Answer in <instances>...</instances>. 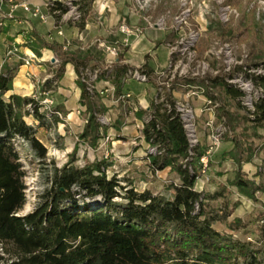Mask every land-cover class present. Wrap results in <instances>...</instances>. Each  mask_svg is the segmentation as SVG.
Listing matches in <instances>:
<instances>
[{"label":"rangeland","instance_id":"rangeland-1","mask_svg":"<svg viewBox=\"0 0 264 264\" xmlns=\"http://www.w3.org/2000/svg\"><path fill=\"white\" fill-rule=\"evenodd\" d=\"M48 1L61 3L65 12L61 14L56 11L52 15L58 27L54 32H62L61 36L56 33V37L61 39L60 42L52 39L47 41L42 36L46 42L58 43L63 52H82L92 60L88 65L97 69L109 68L114 58L127 55L128 49L124 46H113L117 55L113 59L102 58L103 53L106 58L108 54L101 45H107V36L112 35L114 30H110L107 36L97 34L89 39L79 38L82 19L78 11V0ZM108 1L111 11L117 9L118 15H121L115 27L120 24L129 25L138 29L136 33L141 35L144 26H151L159 32L160 38L165 34L163 43L153 42L150 53L143 55L135 50L133 55L149 58L162 45L160 59L163 61L164 55L168 54L166 68L153 74L149 82H128H151L155 91L153 98L169 96L172 101L182 104L185 112L188 111L190 140L196 146H202L203 155L210 151L205 163L199 160L200 176L194 188L204 195L220 193L221 197L218 199L207 201L208 208L215 210L225 205L231 213L226 224L216 222L213 227L217 231L232 235L234 239L248 242L258 240L259 227L264 225V127L254 126L240 102L228 96L221 84L214 83L213 79L218 77L224 80L227 74L249 76L255 70L264 72V0ZM94 2L89 13L87 12L85 23L88 21L97 25L100 30V22L108 18V13L98 19L92 7ZM75 11L80 18L72 21ZM123 12L124 15L121 14ZM4 20L6 19H0V62L3 61L0 69L3 64L23 63L21 59L25 58V55L16 50L18 48L9 45L13 38L7 37L3 40ZM72 28L73 33H77L76 38L72 37ZM229 30L231 33H228ZM46 51L48 50H41L37 57L32 53L37 60L43 59L44 63L39 64L31 58V64L34 61L35 66L41 65L43 71L36 76L27 77L32 85L29 88L30 94H13L34 100L40 106L39 112L46 115L45 126L42 129L37 128L36 135L47 151L43 164L33 158L26 144H16L25 173V205L18 214L26 215L35 208L39 194L46 188L47 175L54 167L66 164L74 149L76 166L103 161L109 165L106 169L108 177L116 176L127 180L140 192L148 190L157 194L165 186L178 183L177 175L171 173L169 168L156 173L148 168V156L158 152L156 147H151L144 141L142 133L143 120L149 117L150 110L138 105L132 94L123 98L121 93L105 92L106 87L99 86L98 79L92 84V90L87 91L91 95L90 102L99 111L95 114L100 126L99 139L95 148L81 143L79 135L89 117L86 106L78 100V119L69 115L71 112L67 109L73 105V96L66 92L69 89L63 85L65 80L74 76L66 73L65 68L62 78L58 79L59 58L50 51L44 57L42 52ZM9 57L11 61H8ZM131 67L141 69V65L135 64ZM76 80L77 77L75 82ZM231 86L235 88L236 85ZM13 87L14 81L12 89ZM75 87L79 90L76 83ZM173 91H177L178 95H173ZM62 93H65L64 96ZM142 105L145 106V103L142 102ZM27 110L29 106L23 109ZM23 119L27 125L37 126L31 116ZM219 130L224 135L219 145L213 146L212 135ZM234 138L238 145L235 151L241 161L239 164L225 155L232 149L231 140ZM236 172H240L243 179L252 184L250 196H245L231 185L230 181L235 178ZM228 225L233 230H229ZM238 225L239 228L236 229ZM0 255L5 259L8 257L4 255L1 246Z\"/></svg>","mask_w":264,"mask_h":264},{"label":"trees","instance_id":"trees-1","mask_svg":"<svg viewBox=\"0 0 264 264\" xmlns=\"http://www.w3.org/2000/svg\"><path fill=\"white\" fill-rule=\"evenodd\" d=\"M93 2L78 0L80 30ZM53 3V11L65 12L61 3ZM22 46L36 57L43 49L56 55L58 79L67 64L73 66L79 102L89 114L79 141L95 148L100 127L95 114L99 111L81 81L86 69H97L88 65L92 60L79 51L63 52L58 43L46 42L37 32L28 34ZM21 64H3L0 69V246L8 256L0 255V264H264V225L254 242L234 239L213 227L216 222L226 224L231 213L225 205L208 208L207 201L218 199L220 193L204 195L195 190L204 149L190 145L175 102L164 95L153 100L142 133L144 141L158 149L147 158L150 171L169 168L178 183L165 186L157 194L140 192L127 180L108 177L109 165L103 161L76 166L74 149L66 164L54 167L47 175L46 188L35 208L20 216L25 205V173L16 144H26L42 164L47 154L36 136L37 128H44L46 121L40 106L30 98L6 96ZM98 70V80L110 81L117 88L125 85L134 71L131 67L120 72ZM138 71L150 81L146 72ZM213 82L220 83L226 94L239 102L242 93L238 89L218 77ZM254 82L264 90V77H256ZM27 106L29 110L23 111ZM242 109L254 126L264 127V94L253 102V111ZM26 116H31L37 126L27 125ZM231 143L233 147L225 155L239 164L236 138ZM230 182L240 193L251 195L252 184L240 172ZM228 229L233 230L231 225Z\"/></svg>","mask_w":264,"mask_h":264},{"label":"crops","instance_id":"crops-1","mask_svg":"<svg viewBox=\"0 0 264 264\" xmlns=\"http://www.w3.org/2000/svg\"><path fill=\"white\" fill-rule=\"evenodd\" d=\"M14 1L16 3H21L22 1L25 0H14ZM47 1L48 0H30V4L32 5V7H39L41 13H43L44 15L48 14L46 23H43L38 18H33L31 15L24 13L21 9L16 10L13 19H6L3 21L4 24L3 27L5 30V34H3V40L7 37L13 38L9 45L10 46L13 45V47L18 48L16 50H18L20 54L25 55V58L29 60H31V58H34L35 60L37 59L34 57L32 52L28 48L23 47L22 45L26 40V36L31 32L39 33L47 41L49 39L50 40L52 39L60 42L61 40L60 38L56 37L57 31L54 32L58 27L54 22L53 16L44 7ZM92 7L94 8L96 14L98 15V19L99 17L101 18V16H104L106 13H108V18H104V21L100 22V24L102 25V28L100 30H98L97 25H94L86 21L84 28L78 34L79 38L89 39L91 37L96 36L97 34L100 35L104 34L105 36H107V34L110 33V30H114L112 31L113 33L112 35L107 36V40H108L107 45L118 46V47L124 46V48L128 49L126 52L127 55H123L122 57L117 59H115L111 55H107L106 58V54L103 53L102 58L104 60L114 58V60L110 62L112 66L104 69L113 68L115 72L118 71L120 72V70L123 67H131L132 65L135 64L141 65V69L149 75L150 79H152L151 77L153 76V74H156L158 71H161L166 68L168 62V54L166 53L164 55L163 61L162 59H160L161 57L160 48L162 47V45H160V48H157L155 52L149 55V58H144V56L133 55V52H135V50H138L140 54L143 55L150 53L152 51V46L154 45L153 43L154 41L156 43H163L165 38L164 33L161 35L160 38L159 32H157L155 28L152 29L151 26L149 27L144 26L143 27L144 32L140 33L141 35H137L136 32L138 31V29H133L129 25L120 24L119 26L115 27L117 21H119L118 18L121 15H118L119 11L117 9L111 11L110 2L108 0H96L92 5ZM4 9L7 10V7H5ZM121 14L124 15V12ZM120 27H126L131 33L128 35L122 33L120 31ZM73 29L74 28H72L71 30L72 37L76 38L77 33L74 34ZM48 53L50 52L48 51H46V53L42 52L44 57L45 54ZM8 61H11V57L8 58ZM2 62L3 61L0 62V65ZM37 62L39 64L44 63L43 59H40V61L37 60ZM33 63L34 61L32 62V64L30 63L29 65H24L23 63L21 64L16 79H14V87L11 91H9L6 94V96L13 94L16 95L21 94L22 96H28V94H30L31 91L29 88H32V85L30 84L29 78L27 77L36 76L43 71L41 65L35 66ZM65 68H66L65 69L66 73H69L70 76L73 74L74 76L73 78L70 77L68 80H65L63 85L65 88L69 89V91L66 92L72 94L73 96V100H72L73 105H70V108L68 106L67 110L71 112L69 114L70 116L73 115L75 119H78V115H79L78 100L80 97V91L75 87L76 75L72 65L68 64ZM99 86H105L106 87V89H104L105 92L112 91L113 93L114 92L121 93V97L123 98L126 97L127 95L129 96L132 94L133 96H135L136 100L138 101V105H140L142 108H147L148 110H150L153 100L155 99L153 98V96L155 95V91L151 82L149 84H140V83L134 84L130 81V82H126L125 85L120 86V88H117L112 82L101 79L99 82ZM23 90H26L28 93H26V91L24 92ZM129 90H132L133 92ZM64 94L65 93H62V96H64ZM172 94L178 95V92L173 91ZM142 102L145 103V106L142 105Z\"/></svg>","mask_w":264,"mask_h":264},{"label":"built area","instance_id":"built-area-1","mask_svg":"<svg viewBox=\"0 0 264 264\" xmlns=\"http://www.w3.org/2000/svg\"><path fill=\"white\" fill-rule=\"evenodd\" d=\"M52 3L53 2L47 1L45 3L44 7L51 15H55L56 11H52ZM5 7H7V10L4 9ZM18 9H21L24 13H27V14L31 15L33 18H38L43 23H46L48 14L44 15L43 13H41L39 7H32V5L30 4V0H25V1H22L21 3H16L14 0H0V19L1 18L2 19H13L14 14H15L16 10H18ZM74 10H75V8H74ZM79 18H80L79 13L75 11L74 16L72 17V21H77ZM64 19H65V17L63 18V20ZM0 25H1V23H0ZM120 31L122 33L127 34V35L131 33L126 27H120ZM57 33L59 36L62 35L61 31H59ZM101 48H103L104 51L108 55H111L113 57H115L117 55V50L113 46L101 45ZM9 54H11V51H9ZM21 61L23 62L24 65H29L31 63V60H29L27 58H22ZM98 75H99L98 69H94V70L86 69L85 70L81 81H82V83H84V85L86 86V89L88 91L92 90V87H93L92 84L98 79ZM256 77H264V72L260 71V70H255V73H253V75H249V76L244 75V74H243V76H242V74H239V75L238 74H227L226 79H224L228 85L231 86V84H232L234 86L236 85L235 88L237 86L239 87V88H236L242 93V96L240 97L239 102H240V105L242 107H244L247 111H253V102L258 98V96H260L261 94H264L263 89L260 86H258L257 84H255V82H254V78H256ZM129 80H134V81H138V82H142V83L147 82L146 76L140 74L138 69L137 70L134 69V71L132 72L131 78ZM249 87H250V89L248 90L247 88H249ZM127 97H129V96L127 95ZM175 110L178 113V115L182 121L183 128L186 132V136L188 138L190 145L192 147L196 146L190 140V134L188 131L189 121L187 118L188 111L185 112L183 105L179 104L177 102H175ZM223 135H224V132L222 130H219L218 132L213 134L212 139H211L212 145L218 146ZM209 154H210V151H207L200 158V161L205 163L207 161Z\"/></svg>","mask_w":264,"mask_h":264}]
</instances>
